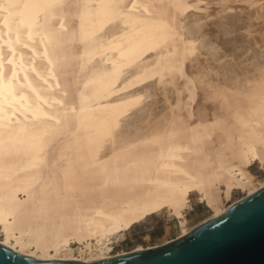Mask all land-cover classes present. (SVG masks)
<instances>
[{
	"label": "bare ground",
	"instance_id": "6f19581e",
	"mask_svg": "<svg viewBox=\"0 0 264 264\" xmlns=\"http://www.w3.org/2000/svg\"><path fill=\"white\" fill-rule=\"evenodd\" d=\"M201 2L0 0V245L113 258V240L149 217L185 227L192 196L213 219L264 186L250 171L264 169V66L207 84L193 65L202 34L186 24ZM163 80L176 108L125 129Z\"/></svg>",
	"mask_w": 264,
	"mask_h": 264
},
{
	"label": "rangeland",
	"instance_id": "374dc122",
	"mask_svg": "<svg viewBox=\"0 0 264 264\" xmlns=\"http://www.w3.org/2000/svg\"><path fill=\"white\" fill-rule=\"evenodd\" d=\"M186 24L202 34L197 43L199 55L194 56L193 65L206 76L207 84L214 80L230 84L264 66V0H202L200 7L188 14ZM174 84L163 80L143 89L141 103L124 117V128L134 130L137 126L146 127L158 117L169 115L177 102ZM250 171L256 179H264V169L259 164L251 167ZM245 197L247 195L242 190L235 191L230 200H224V205L229 208ZM184 215L185 227L179 223L180 220L167 214L149 217L114 239L109 255L117 256L137 251L139 247L146 250L168 244L179 239L185 229L192 231L211 220L213 213L205 202L199 201L198 196H192ZM77 247L73 246L74 249Z\"/></svg>",
	"mask_w": 264,
	"mask_h": 264
},
{
	"label": "water",
	"instance_id": "95a60500",
	"mask_svg": "<svg viewBox=\"0 0 264 264\" xmlns=\"http://www.w3.org/2000/svg\"><path fill=\"white\" fill-rule=\"evenodd\" d=\"M0 264H264V186L160 247L81 262L40 261L0 245Z\"/></svg>",
	"mask_w": 264,
	"mask_h": 264
}]
</instances>
